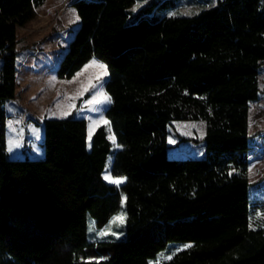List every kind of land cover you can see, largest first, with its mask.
<instances>
[{"label":"trees","instance_id":"1","mask_svg":"<svg viewBox=\"0 0 264 264\" xmlns=\"http://www.w3.org/2000/svg\"><path fill=\"white\" fill-rule=\"evenodd\" d=\"M28 1L44 2L0 0V264H151L173 242L191 245L157 264H264V227L251 225L248 177L264 0H217L178 14L170 77L137 83L110 68L106 116L115 143L107 125L89 139L84 117L46 118L45 155L12 158L6 103L16 97L17 29L30 18ZM141 2L129 24L158 22L177 6ZM242 19L255 21L250 53L239 39ZM160 34L147 36L156 66L165 53ZM182 120L205 121L203 157L170 155L169 127ZM110 156L121 185L104 179ZM119 212L125 223L116 235H99Z\"/></svg>","mask_w":264,"mask_h":264},{"label":"rangeland","instance_id":"2","mask_svg":"<svg viewBox=\"0 0 264 264\" xmlns=\"http://www.w3.org/2000/svg\"><path fill=\"white\" fill-rule=\"evenodd\" d=\"M216 2L177 0L176 8L160 21L154 23L143 19L129 24V11L138 9L141 0H44L38 6L28 1L29 8L25 15L30 18L26 23L19 24L17 29L16 97L6 103L9 156L25 158L28 155L36 158L42 153L45 155L42 144L43 121L46 118L84 117L88 121L90 138L99 126L107 125L109 136L115 143L106 116V109L111 103L105 89L110 68L122 71L137 83L172 76L175 71L176 16L186 11L195 13ZM157 29L162 31L158 38L165 48L164 55H159L157 60L160 62L158 66L150 59L154 52L146 51L151 49L149 44L153 41L147 36ZM239 39L244 51L250 53L254 50V20L239 21ZM101 65L103 67H99ZM105 71L107 75L103 74ZM259 84V98L250 103L249 115L248 177L251 182L250 218L254 228L264 227V62L260 68ZM105 96L109 99L106 100ZM205 135L204 120L174 121L169 127L170 155L177 158L203 157ZM181 137L187 139L181 140ZM192 138L198 142L194 143ZM9 141H12L11 151ZM111 162L112 156L109 157L104 176L122 178L124 182L123 177L112 175ZM121 214L125 218L122 212L114 217ZM92 222L90 219L91 225ZM119 225V222L111 224L110 232H114ZM189 245L173 242L151 264L168 259L174 252Z\"/></svg>","mask_w":264,"mask_h":264},{"label":"snow or ice","instance_id":"3","mask_svg":"<svg viewBox=\"0 0 264 264\" xmlns=\"http://www.w3.org/2000/svg\"><path fill=\"white\" fill-rule=\"evenodd\" d=\"M138 6H139V5H138ZM134 10H135V9H134ZM183 14H184V15H190L191 12L186 11V12H184ZM173 15H176V13H173ZM99 67H103V66L101 65V66H99ZM103 74H104V75H107V72L105 71ZM98 78H99V77H98ZM105 99L107 100V99H109V98L105 96ZM92 102H93V101H89V103H92ZM105 123L107 124L108 122L105 121ZM89 139H90V137H89ZM9 145H10V147H9V151H11L12 141H9ZM250 171H251V169H250ZM229 174L231 175V173H229ZM104 179H105V180H108L109 182L114 183V184H119V183H122V182H123L122 178H121V179H113L111 176H108V175H105ZM262 218H264V217H262ZM124 219H125V218H124V216H123L122 214H121V215H118V216H116V217H114L113 220H112V222H111L110 225H109V228L106 229V230L103 231V232H100L99 235H101V236L108 235V234L116 235V233H114V232H110L111 224H115V223H117V222H119V223L122 224L123 221H124ZM90 230H91V229H90ZM189 246H190V245H189ZM186 247H187V246H186Z\"/></svg>","mask_w":264,"mask_h":264},{"label":"crops","instance_id":"4","mask_svg":"<svg viewBox=\"0 0 264 264\" xmlns=\"http://www.w3.org/2000/svg\"><path fill=\"white\" fill-rule=\"evenodd\" d=\"M17 67H18V61H17ZM28 156V155H27ZM43 156V153L41 154V155H39V157H42ZM123 179H125L124 177H123ZM172 256V255H171Z\"/></svg>","mask_w":264,"mask_h":264}]
</instances>
